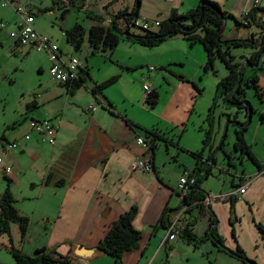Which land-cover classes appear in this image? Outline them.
<instances>
[{
    "label": "crops",
    "instance_id": "1",
    "mask_svg": "<svg viewBox=\"0 0 264 264\" xmlns=\"http://www.w3.org/2000/svg\"><path fill=\"white\" fill-rule=\"evenodd\" d=\"M199 1L141 0L137 20L162 21L167 19L171 12L183 13L196 7ZM211 1L218 3L221 9L227 10L235 17L243 16L256 4L259 6V0ZM55 2L51 11L59 16L61 34L44 29L42 31L40 28L35 30L48 33L49 36L47 37L57 45L59 52L65 58L79 60L81 65L78 73L79 79L71 86L58 84L54 81V88L50 90L44 88L41 92L43 97L40 103L43 104V108L49 107V110L45 112L39 108L37 102L39 96L34 93L31 102L26 107V113L18 120L19 131L15 132L12 137H7L5 134L0 135V138H4L3 141H0L2 143L0 158L3 160L0 168L4 172V176H7L4 177L5 180H9V184L17 182L20 180L19 175L22 174L23 178L26 176V170L30 174V178L28 176L27 179L30 188L44 187L48 192L44 210V216L49 224L47 248L66 255L69 259L74 260L75 264H115V260L99 251L97 245L105 236L109 224L115 221L120 213L135 206L137 213L133 220V228L141 233L142 239L137 250L123 255L120 264H146L147 262L144 260L150 249L153 256L149 264L158 260L163 253L166 262L171 259V263L177 255H180L187 259V263L242 264L229 255L220 252L209 241L202 244L198 249H194L178 237L169 240L167 230H159L151 236L152 228L155 227L163 210L165 208H179L181 198L176 187L160 176L152 149L145 150L137 143V138L145 140L144 136L139 135L138 126H135L130 120L134 126L127 125L124 120L127 119L126 116L120 111H116L114 100L105 93V89L95 95L91 92L96 84L113 77L117 80L123 72H130L133 68L138 67V64L133 65L131 63V55L125 58L116 54L118 44L113 48L95 50L87 39L91 27H106L111 15L124 10L129 13L135 6V0H85L79 8L71 7L68 0ZM105 6L106 9H104ZM75 8L80 16H82L81 11L87 12L85 24L77 21L68 22L70 14ZM91 16L101 18V22L92 19ZM262 20L264 21V16H262ZM75 24L81 25L85 31L84 42L79 50H75L66 41L64 34ZM249 28L254 29V37L260 35L261 31L258 27L250 26ZM178 36L183 38L181 35L174 37ZM63 39L66 48H62L64 51H61L57 42L63 43ZM14 46L26 50V53L33 49L31 47H18L15 42ZM44 51L47 52L49 58L48 51ZM97 54L101 55V59H92ZM105 63H108L110 68H104L103 64L105 65ZM103 68L105 69L104 72H102ZM76 84L78 87L75 86ZM260 98L263 103L260 113L264 115V89L261 90ZM124 99H126L125 96ZM92 107L95 109L92 110ZM28 114H30L29 117ZM42 119L51 120L55 125L53 144L42 141L40 136L30 129L31 120ZM263 121L264 119L260 120L259 118V123L255 126L252 143L254 144L257 137L264 147V135H262L263 138L259 137ZM15 127V125L11 126L12 129ZM25 135H28L29 138L24 139ZM157 141L160 139L156 140L154 146H157ZM13 144L15 146L11 147ZM250 151H252L251 145ZM251 153L256 160V163L251 165L253 171H249L248 177L241 176L238 182V184L246 186L242 199H234L232 209L229 200L225 199L221 203L228 206V222L230 223L228 237L230 238L224 239L222 230L219 235L224 239V245L228 250L235 251L237 247L242 248L248 258L261 264L257 260V255L261 252L262 257H264V251L258 252L257 247L254 249L252 247L260 243L264 250V241L256 230L255 224L253 226V220H256L253 213L257 214L258 206L264 212V163L258 161V157L253 151ZM175 154L172 153L171 158ZM16 155H20L21 159ZM140 159L149 160L152 163L151 172L132 168L133 163ZM257 164L260 167H257ZM10 165H15L17 171L12 172L11 169L9 171L11 175L8 176L4 169ZM48 174L51 175L50 184L45 186L43 180ZM56 182L61 183L57 186L55 185ZM232 185L234 184H231V187ZM232 189L235 190L236 187H232ZM175 198L177 205L173 203ZM205 198L209 201L203 203L208 206L214 200L206 193ZM243 207L244 211L242 212ZM245 211L249 212L248 215L252 224V227L251 224L249 226V229L252 230L251 240H247V242L241 239L243 236L240 227V214ZM18 212L24 215L22 211ZM187 213L189 214V212ZM230 217H234V223L230 221ZM188 219L189 217L186 215L185 224ZM261 219L264 222V214ZM210 226V216L201 217L199 215L194 223L193 234L202 238L209 233ZM16 231L18 232L17 227ZM16 231H11L10 227L8 235L0 236L1 244L9 250L14 249L11 236ZM79 246L86 250H95V252L87 258L77 257L75 251ZM198 254L200 258L196 257ZM146 260L148 261V258ZM102 261L105 262L101 263Z\"/></svg>",
    "mask_w": 264,
    "mask_h": 264
},
{
    "label": "rangeland",
    "instance_id": "2",
    "mask_svg": "<svg viewBox=\"0 0 264 264\" xmlns=\"http://www.w3.org/2000/svg\"><path fill=\"white\" fill-rule=\"evenodd\" d=\"M14 1L17 6L26 4L27 0ZM29 1L35 15L33 23L35 29L40 28L61 34L59 16L51 11L57 0ZM259 6L264 7V0H259ZM77 11L75 8L70 14L68 22L77 21L85 24L87 12L81 11L82 16H80ZM223 11L230 13L227 10ZM229 15L232 18H227L224 23L221 35L223 40L245 39L254 35L253 28L236 25L233 20L236 18L241 21L242 15L237 17L232 13ZM0 20L7 23L6 27L0 30V135L5 134L7 137H12L15 132L19 131L18 120L26 113V107L31 102L34 93L39 96L37 102L39 108H42L41 111L49 110V107L43 108V104L40 103L43 97L41 92L44 88L49 90L54 88L55 83L48 72L50 62L47 52L33 48L26 53V50L14 46V40L9 36L10 30H16V23L19 20V15L14 9L10 6L0 7ZM134 33H139V31ZM40 34L49 36L45 32ZM57 44L61 47V51H64L63 49L66 48L64 39L63 43L57 42ZM251 52L250 48H232L230 50L231 55L234 56V62L244 65L243 78L245 81L250 76L255 75L261 94V90L264 89V57L259 63V68L253 69L245 65V59ZM116 54L125 58L131 55V63L133 65L138 64V67L133 68L130 72H123L116 82L104 88L105 93L114 100L116 111H120L128 121L130 120L135 126H138L139 135L143 137L144 130L154 129L160 136L162 134L168 140L167 142L165 140L157 141L154 154L160 176L164 177L165 181L172 186L177 187L178 179L193 171L197 162L193 154H200V161L204 164L202 165L204 172L198 177L201 179L200 190L214 199L209 208L217 220V232L219 234L222 230L224 239L228 240L230 238L228 237L230 233L228 206L221 204L222 198L224 195L232 193L233 186L231 187V184L238 185L241 176L248 177L249 171H253L251 170L253 162L248 159L246 154H242L234 148L237 141L235 131L241 127V123H247L246 131L243 134L245 143L249 148L250 145L252 146V151L258 157V161L264 163V147L257 137L254 144L252 143L255 126L259 123V116L263 107L260 96L256 95L253 86L247 87L246 83L243 85L245 100L253 109L250 119H248L249 114L245 110L238 111L221 98L214 101L217 84L226 77L228 70L220 59H215L212 68L205 70L206 54L202 45L198 42L192 44L191 40L179 36L149 48L121 38L116 47ZM92 59L100 60L101 55L97 54ZM103 66L110 68L108 63L103 64ZM148 67L154 69L150 71ZM104 68L102 72L105 71ZM145 83L151 90L158 93L157 103L153 107L145 102V92L142 87ZM249 84L252 83L249 82ZM13 125L16 126L14 129L11 128ZM209 131H211V137L206 144L205 134ZM262 135H264V121L259 137L263 138ZM1 145L0 142V151ZM172 153L176 154L171 158ZM16 156L21 159L20 155ZM10 167L12 172L17 171L15 165H10ZM206 170H209V176L204 175ZM25 174L24 178L21 174L19 175L20 180L8 184L4 178L7 176H4V172L0 168V195L8 187L16 201L14 207L16 210L22 211L29 219L28 228L23 237L19 231H16V226L11 224V231H16L13 232L11 240L14 249L26 256H32L36 250H49L47 248L49 224L44 216L48 192L44 187L31 189L27 183L30 174L26 170ZM6 175L10 176L11 173L7 172ZM242 196L243 194H237L231 197L235 200H241ZM176 202L177 199L175 198L174 205H177ZM181 207L182 199L179 209ZM257 209V214L252 212L254 219H256L253 220V226L258 223L264 227V222L261 219L264 212L260 206ZM199 212V209L194 208L187 215L190 220L194 221L199 215L201 217L210 215L207 207L200 214ZM248 213L245 211L240 214V227L243 236L241 239H244L245 242L251 240L252 233V230L249 229L251 219ZM230 221L234 223V217ZM224 239L222 238L223 242ZM254 247H257L258 252L264 251L260 243L252 248L254 249ZM151 251L150 249L146 255L148 261L144 260L147 262L146 264L151 262L153 256ZM55 252L60 254L57 250ZM60 255L69 259L66 255ZM164 256V253L161 254L158 260L152 264H167V262L169 264H194V262L187 263V259L180 255H177L172 263L170 262L171 259L166 262ZM196 257L200 258V255H196ZM69 260L75 264L74 260ZM250 260L258 264L256 260ZM257 260L264 264V257H262L261 252L258 253ZM0 264H13L10 250L3 246L1 241Z\"/></svg>",
    "mask_w": 264,
    "mask_h": 264
},
{
    "label": "trees",
    "instance_id": "3",
    "mask_svg": "<svg viewBox=\"0 0 264 264\" xmlns=\"http://www.w3.org/2000/svg\"><path fill=\"white\" fill-rule=\"evenodd\" d=\"M68 1L71 7L79 8L85 0ZM140 2L141 0H135V6L129 13L124 10L115 15H111L109 18L110 21L106 27L95 26L90 28L87 39L95 50L98 48H113L118 44L121 38L149 48L169 38L181 35L184 39L191 40L192 44L198 42L202 45L206 54L205 70L212 68V63L215 59H220L228 70L226 77L217 84L214 101L221 98L229 105L234 106L238 111L245 110L248 114L253 113L250 104L245 100L243 85L246 83L245 85L247 87L253 86L256 95L260 96L257 78L253 75L245 81L243 78L244 65L239 62H234V56L231 55L230 50L232 48H250L252 52L248 58L245 59V65L253 69L259 68V63L264 57V21L262 20V16H264V7H252L242 16L241 21L233 18L236 25L258 27L261 31L258 37L251 35L249 38L245 39L223 40L221 35L224 23L227 18L232 17L223 11L216 2L200 0L196 7L183 13L171 12L167 19L160 21L159 26L155 30H140L139 33H134L136 30H132L129 26L131 22L138 19ZM51 9H53V7ZM104 9H106V6ZM91 17L101 22V18L96 16ZM64 34L66 41L75 50H79L84 42L85 31L83 27L79 24H75L72 28L66 30ZM115 81L116 78L113 77L105 82L96 84L91 92L93 95L100 93L106 86L111 85ZM249 82L252 84L250 85ZM75 86L78 87V84ZM157 100L158 93L155 90H151L145 97V102L150 107H153L157 103ZM259 118L263 120L264 115L261 114ZM124 120L130 127L134 126L127 119ZM245 124L246 122L241 123V127H238L235 131L237 141L234 144V148L242 154H246L249 160L256 163L249 146L243 139L244 131H246L247 128ZM144 133L145 140L149 143V148L152 149V153L156 148V146H154L156 140L168 141L164 136H160L154 129L146 130ZM210 134L211 131L205 134L206 144L211 137ZM3 140L4 138H0V141ZM193 155L196 157L197 162L193 171L188 173V177L194 179V184L190 187L189 194L182 199V205L190 204L191 206L188 209L190 213L194 208L203 212L205 207H207L210 212L211 228L208 234L202 238H198L193 234L195 221L189 218L182 232L178 235V238L194 249H198L202 244L209 241L220 252L229 255L242 264H256L254 261L247 258L241 248L237 247L235 251H230L225 247L216 229L217 220L209 206L203 203L205 193L200 190L201 179L198 177L199 174L204 172V168L202 167L204 164L200 161V154ZM257 167L260 166L257 164ZM209 174V170H206L204 175L209 176ZM50 179L51 175L48 174L43 180V185L48 186L50 184ZM6 181L9 184V180ZM60 183L61 182H56L55 185L58 186ZM240 185L241 184L232 186L238 188ZM228 200L232 209L234 199L230 197ZM14 203L15 200L9 188L6 187L4 192L0 195V236L9 234L11 224H15L21 237L26 233L29 219L16 210ZM178 209L179 208H165L155 224V227L152 228L151 236L159 230H167L170 227L173 214ZM136 213L137 208L135 206L120 213L117 219L109 224L105 236L97 245L99 251L115 260V264L121 263V258L124 254H128L139 248L142 235L133 228V220ZM255 228L264 241V227L257 223L255 224ZM10 255L13 259V264H73L66 257L57 254L55 251L46 249L36 250L32 256H26L16 249H10Z\"/></svg>",
    "mask_w": 264,
    "mask_h": 264
},
{
    "label": "built area",
    "instance_id": "4",
    "mask_svg": "<svg viewBox=\"0 0 264 264\" xmlns=\"http://www.w3.org/2000/svg\"><path fill=\"white\" fill-rule=\"evenodd\" d=\"M29 0L26 1V4L15 5L14 0H0L1 7H12L14 11L19 15V20L16 23V30L10 32L9 36L14 40L15 45L18 47H31L46 50L49 53V74L51 78L58 84H64L71 86L75 84L78 79V73L80 70V62L76 58H65L60 52L56 44H54L47 36L38 33L34 26L35 15L32 12V7L29 5ZM256 6H258L256 4ZM160 24V20H146L141 21L134 20L129 26L132 30H155ZM6 26V23H3L0 20V30ZM154 68L149 67L148 70L152 71ZM143 90L146 95L151 91L150 87L145 83L143 85ZM95 108L92 107V110ZM30 129L37 133L41 140L48 142L50 144L54 143L55 136V125L51 120L42 119V120H31ZM28 135L24 136V139H28ZM137 143L144 148L145 150H150L149 144L146 140L142 138H137ZM13 144L11 147H14ZM3 160L0 158V165H2ZM133 169L142 170L144 172L152 171V163L149 160L140 159L133 163ZM5 172L10 171V167H6ZM194 184V179L189 178L188 174L181 176L178 179L176 191L181 199L189 194L190 187ZM245 192V186L240 185L238 188L233 190L229 195H226L222 200H228L233 195H242ZM212 199V198H211ZM209 199H204L203 202L207 203ZM190 204H183L182 207L176 211L171 220L170 227L167 229V238L173 240L178 237L185 227V219L190 208Z\"/></svg>",
    "mask_w": 264,
    "mask_h": 264
},
{
    "label": "water",
    "instance_id": "5",
    "mask_svg": "<svg viewBox=\"0 0 264 264\" xmlns=\"http://www.w3.org/2000/svg\"><path fill=\"white\" fill-rule=\"evenodd\" d=\"M250 114L248 119H250ZM247 125V123L245 124V126ZM211 228V226L209 227V229ZM95 252V250H86L84 249L82 246L77 247L76 251H75V255L77 257H81V258H87L93 255V253Z\"/></svg>",
    "mask_w": 264,
    "mask_h": 264
}]
</instances>
